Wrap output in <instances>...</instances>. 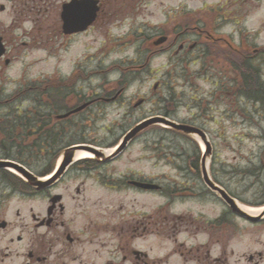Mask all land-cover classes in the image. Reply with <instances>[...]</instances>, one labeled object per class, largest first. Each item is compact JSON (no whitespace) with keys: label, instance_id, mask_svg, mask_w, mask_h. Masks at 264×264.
Here are the masks:
<instances>
[{"label":"rangeland","instance_id":"374dc122","mask_svg":"<svg viewBox=\"0 0 264 264\" xmlns=\"http://www.w3.org/2000/svg\"><path fill=\"white\" fill-rule=\"evenodd\" d=\"M69 1L0 0V4L7 6L5 12L0 11V35L8 42L11 60L7 66L0 62V98L10 102L0 108V128L5 137L0 143L6 145L9 134L19 132L20 128L15 126L18 114L22 118L36 114L39 104H43L39 112H53L48 106L52 92L47 86L59 82L71 85L68 94H60L67 88L61 87L60 91L56 87L64 102L72 92L79 101L92 102L107 93L114 96L120 87L124 88L117 102H97L85 116H78L80 120L76 118V143H112L139 121L165 116L173 96L177 100L173 103L175 120L202 116L199 124L212 147L209 170L216 181L248 206L263 205L264 170L259 176L244 172L264 164V104L237 98L229 83V69L234 65L235 46L259 49L263 54H258L256 64L264 83V0H109L94 26L72 37L61 33L62 6ZM194 27L222 36L217 42L219 56L206 64L211 76L200 74L205 62L199 59L200 51L198 58L181 60L184 55H175L183 39L169 53L149 57L153 49L168 45L153 46L159 36H169L172 42L180 32L173 33L174 29ZM196 35L184 38L189 40L188 46L194 41L205 43L201 35ZM245 48L242 54L251 55ZM114 66L128 69L130 84L127 81L119 85L122 69L115 73L118 67ZM139 66L145 68L138 70ZM80 68L84 74L70 78ZM218 68L220 73H215ZM157 83L159 88L154 90ZM211 92L213 100L208 97ZM141 99H145L143 105L139 104ZM198 103L207 106L206 115L197 108ZM164 130H148L119 160L102 171L110 172L118 180L130 174L152 179L167 190L156 194L105 191L96 178L88 180L87 214L95 217L108 211L111 224L116 223L118 215H134L126 217L130 220L153 215L158 223L157 236H146L134 247L146 250L156 264H198L197 253L198 258H206L201 264H264V222L252 225L234 217L222 200L204 188L201 178L190 167L196 163L200 166V138L189 141ZM22 137L16 140L25 144ZM169 190L180 191L176 198H170L171 202L167 197ZM71 194L75 195L72 189ZM17 204L12 202L13 209ZM68 204L75 203L69 200ZM24 207L39 211L45 202L29 201ZM251 213L258 215L260 211ZM224 214L226 220L217 224L215 221ZM197 245L202 246L201 251L190 252ZM110 248L106 246L104 252ZM214 258L219 261H212Z\"/></svg>","mask_w":264,"mask_h":264},{"label":"flooded vegetation","instance_id":"af4514ba","mask_svg":"<svg viewBox=\"0 0 264 264\" xmlns=\"http://www.w3.org/2000/svg\"><path fill=\"white\" fill-rule=\"evenodd\" d=\"M6 1L9 2L10 0ZM6 10L7 6L0 4V11L5 12ZM176 31L180 32H177L172 42H170L171 39L168 36L166 43L168 45L157 50L153 49L149 57L159 53H169L178 40L181 39L183 41L179 45L180 51L175 52L176 56L184 55L183 58L180 56L181 60L184 58H198L199 51L201 53L199 59L205 60L204 63L206 64L219 56L217 42H220L222 37L216 31L211 32L210 29L203 30L199 27L174 29L173 33ZM194 32L201 35L204 38L203 41L206 40L204 44L194 41L188 46L187 42L189 43V40L187 39L192 35L197 36ZM0 36L6 47L5 54L0 58V62L4 61L7 66V62L10 60L8 42L2 34ZM207 67L210 66L204 65V69L200 72L202 77L212 75L209 72L210 68ZM215 73H220V68ZM57 86V89L62 91L61 87L66 88L69 85L68 83L61 84L59 82ZM122 90L124 88L117 90L114 96L109 97L110 94L107 95V93L106 96L97 97L82 111L71 114L64 119L58 116L70 113L88 102L79 101L78 97L72 92L62 107L61 101L63 98L60 94L65 93L57 94L59 113L54 114L53 119H48L45 113L40 112L37 120H26L25 129L28 133L21 138L25 140V144L18 141L16 143H10L9 141L6 145L0 143V152L2 153L0 160L11 159V161H15L12 159L17 158L18 161L15 162L31 170L28 144L30 141H37L39 142V156L50 154V159L46 163L43 160L42 170H40L41 175L39 176V178L47 181V174L56 170L62 153L76 143L73 140L78 137L76 117L85 116L97 102L103 101L108 104L118 101ZM213 95L214 93L211 92L208 96L209 99H213ZM1 105L2 103H0ZM98 105L101 106V104ZM172 112L173 110L169 108V118L172 117ZM201 119L202 116L188 120V123L185 121V123L201 126L199 124ZM33 122H37L36 129L30 126ZM0 124H2L1 120ZM174 132V130L169 129V134ZM141 137V135L135 137L128 144L123 154ZM122 138L123 136L112 143L107 141L103 142L105 144L97 143L96 145L108 151ZM4 139L5 137L0 134V141ZM122 155L105 163L95 160H75L65 168L58 180L43 185L42 189L32 187L20 180L12 182L8 178L7 172L0 170V264H125L126 262L129 264H156V260L152 261L146 250L134 247L136 242L146 238V236L152 234L157 236L158 223L157 218H154L153 215L148 214L137 219L134 217L131 220L128 218L134 215H118L115 219L116 223L111 224L110 221L113 220L110 218L108 211L95 217L87 214V204L90 202L86 198L88 180L91 181L96 178L100 188L105 191L156 193V191L146 190L134 184L135 180L155 183L152 179L125 175L118 180L111 176L108 171L104 174L102 170L108 169V166L119 160ZM71 189L77 196L71 194ZM36 200L45 202V207L39 211L33 207L29 210L24 207L27 202ZM69 200L74 201L75 204L73 206L68 204ZM13 201L18 203L15 209L11 205ZM80 217L82 219L79 221L78 218ZM100 218L101 220H99ZM106 246L111 247L107 249V255L104 252ZM182 246L184 247V244ZM194 249L196 252L201 251L199 250L200 247L196 246L190 252ZM198 257L200 256L197 253L195 261L198 264L206 261L205 256L204 258ZM250 260H253V257ZM212 261L217 262L218 260L214 259Z\"/></svg>","mask_w":264,"mask_h":264},{"label":"water","instance_id":"95a60500","mask_svg":"<svg viewBox=\"0 0 264 264\" xmlns=\"http://www.w3.org/2000/svg\"><path fill=\"white\" fill-rule=\"evenodd\" d=\"M99 9H100L99 0H72L71 2L64 4L63 9H62V14H61V18L63 21V32L65 34H73V33H78V32H82L86 30L95 21ZM166 39H167L166 37H162L156 42V44L163 43L166 41ZM3 52H4V48L2 45V39L0 38V56L3 54ZM155 124H162L168 127L170 126L186 134L199 135L206 145V153L202 159V174H203V178H204L206 185L212 191L217 193L235 214L242 216L252 222H258L259 220L264 218V210L258 216L248 213L246 210L243 209V206L236 199L231 197L227 193V191H225L222 187H220L219 185L215 184L212 181L211 177L209 176L207 165H206L207 157L209 156V153H210V146L205 140V135L194 127L186 126V125H178L174 122L169 121V119L164 118V117H155L133 128L126 135L122 144L120 145V147L115 153L118 154L120 151H122L126 147L127 143L133 137H135L138 133H140L142 130H144L145 128L151 125H155ZM82 150H85V151H88L94 154L97 159L105 158V155L103 154L102 151H99L93 147L85 146V145L72 147L66 150V152L64 153V161L57 174V177L62 173L63 169L69 163L73 161L75 153L77 151H82ZM5 167L14 169L21 176L26 178L29 184L37 186V187H42L41 184L43 183L38 181V179L33 174L28 172L26 169L14 163L0 162V168H5ZM152 188H155V186H152Z\"/></svg>","mask_w":264,"mask_h":264},{"label":"trees","instance_id":"16d2710c","mask_svg":"<svg viewBox=\"0 0 264 264\" xmlns=\"http://www.w3.org/2000/svg\"><path fill=\"white\" fill-rule=\"evenodd\" d=\"M103 7L106 6L107 4H109V0H101ZM109 6V5H108ZM117 7V4H116ZM116 9V8H115ZM116 13V12H115ZM110 15V14H108ZM114 15L111 14L110 16ZM114 17V16H113ZM234 67L235 69L239 72V80H233L232 81V88L236 89L235 92L237 93V98L239 97H246L250 100H252L254 103L260 105L264 104V83L261 79V71H260V67L258 64H256V60L254 58H247V55L242 54L241 52H237L236 55H234ZM79 74H81L79 72ZM78 75V74H77ZM123 81L126 83L128 81V83L130 81V79L127 77V75L123 78ZM50 88H53V86H48ZM36 88V87H34ZM49 88V89H50ZM21 95V94H20ZM18 97H21V96ZM37 102H42L40 100H37ZM51 103H53V98H51ZM53 109V108H52ZM165 114L169 115V107L166 108L165 110ZM38 115H31V116H26L25 118H22L21 115H17L16 116V122L15 126H24V124L22 123V119H34V118H38ZM12 134H15L12 133ZM12 134H9L10 136ZM264 156V153H263ZM262 170H264V164L257 167V166H252L251 168L247 169L244 173L246 175H258ZM260 175V174H259ZM258 175V176H259ZM259 178V177H258ZM170 193V192H169ZM224 222V221H222Z\"/></svg>","mask_w":264,"mask_h":264},{"label":"bare ground","instance_id":"6f19581e","mask_svg":"<svg viewBox=\"0 0 264 264\" xmlns=\"http://www.w3.org/2000/svg\"><path fill=\"white\" fill-rule=\"evenodd\" d=\"M201 147L204 149L205 145L202 143ZM78 158H92V155L89 152L86 151H80L77 153ZM249 212H259L261 211V208H248Z\"/></svg>","mask_w":264,"mask_h":264}]
</instances>
